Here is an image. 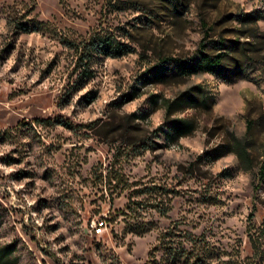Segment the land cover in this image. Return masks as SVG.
Wrapping results in <instances>:
<instances>
[{"label":"rangeland","instance_id":"374dc122","mask_svg":"<svg viewBox=\"0 0 264 264\" xmlns=\"http://www.w3.org/2000/svg\"><path fill=\"white\" fill-rule=\"evenodd\" d=\"M255 9L264 0H0L3 262L166 264L159 245L169 229L202 236L222 264H264V42L233 17ZM255 24L264 32V20ZM94 35L133 51L93 55L90 77L72 91ZM205 35L239 40L222 70L232 73L243 46L247 79L149 71L191 57ZM195 85L211 104L181 101L169 118L192 130L173 139L167 103Z\"/></svg>","mask_w":264,"mask_h":264},{"label":"trees","instance_id":"16d2710c","mask_svg":"<svg viewBox=\"0 0 264 264\" xmlns=\"http://www.w3.org/2000/svg\"><path fill=\"white\" fill-rule=\"evenodd\" d=\"M233 17L241 24L251 22L254 24L253 29H255V37L257 41L264 42V32L258 31L256 22L260 19L264 20V10L255 9L249 12H238L233 15ZM26 29V28H25ZM207 35L203 36L191 57L188 58H162L154 66L153 70H149L153 73V76L157 75H174L183 77L185 75H190L200 71L208 72L218 76L219 78L230 81L234 78H248L244 73L246 68H248V63H252V59L246 56L244 47H241L242 60L237 61L233 67L235 68L232 73L225 74L222 70L223 61L230 56L231 51H235L240 44L239 40L234 39L229 42L225 41L224 38L218 37L214 40L208 39ZM211 46L215 47V53H210L207 49ZM83 47L80 50V55L78 57L75 79L72 84V91L80 90L85 81L90 77V60L93 55L102 54L109 57H118L123 54L132 52L133 49L125 44L124 42L117 41L113 36L101 37L99 35L90 36L88 40L83 42ZM152 79V78H151ZM180 95L175 100L167 103L165 114L168 122V130L166 135L171 136V138H177L186 135L192 130L191 121L183 118H169L172 111H175L181 105V101L197 102L203 108H208L211 104V95H208L204 88L200 85H195ZM96 97L94 91H88L82 96V101L85 104L90 103ZM130 98L123 99L121 103L128 101ZM133 119H137L135 114L129 115ZM161 129L156 128L155 132H160ZM162 132V131H161ZM234 141V152L239 158H243L247 161L248 153L244 144L236 138H232ZM126 142V141H125ZM259 179H264V159L260 163L258 168ZM172 233V234H171ZM172 235H177L181 237V240H174ZM253 248L256 249L257 246L253 239ZM160 250L162 251V256L166 261V264H222L219 252H216L213 247H210L208 242L202 236H195L191 233L180 234L174 232L173 230H165L160 236ZM10 253V248L5 247L0 249V264H6L3 259L6 255Z\"/></svg>","mask_w":264,"mask_h":264}]
</instances>
